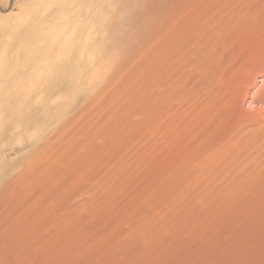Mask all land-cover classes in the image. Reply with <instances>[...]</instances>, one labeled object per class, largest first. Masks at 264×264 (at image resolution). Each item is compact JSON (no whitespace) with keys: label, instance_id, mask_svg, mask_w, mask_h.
Masks as SVG:
<instances>
[{"label":"rangeland","instance_id":"obj_1","mask_svg":"<svg viewBox=\"0 0 264 264\" xmlns=\"http://www.w3.org/2000/svg\"><path fill=\"white\" fill-rule=\"evenodd\" d=\"M180 11L185 36L164 55L155 34L159 39ZM89 17L100 22L101 34H94L101 53L91 71L75 70L72 98L50 104L62 106V118L36 132L4 129L0 176L8 182L41 160L48 140L89 106L74 134L61 140L69 149L60 141V156L53 151L56 166L67 165L60 175L75 178L44 195L25 193L17 203L22 214L15 207L7 225L16 236L0 234V264H264V170L239 184L242 173L205 167L209 151L199 123L205 101L217 95L252 126L264 124V104L254 102L264 85V0H0V93L28 76L23 55L39 33L46 36L43 56L66 60L77 36L84 40ZM78 20L86 23L57 30ZM204 62L225 71L218 94L203 78ZM71 69L53 85L67 82ZM81 144L93 145L88 152Z\"/></svg>","mask_w":264,"mask_h":264},{"label":"bare ground","instance_id":"obj_2","mask_svg":"<svg viewBox=\"0 0 264 264\" xmlns=\"http://www.w3.org/2000/svg\"><path fill=\"white\" fill-rule=\"evenodd\" d=\"M59 8L63 9L64 5L60 4ZM62 15H63V18H65V17L67 18L66 13H63ZM174 15H175V17L172 16L173 19L174 18L177 19L176 17H178V15H179V17H178L179 19H177V21H175V19L170 20V24L174 21H175L174 22L175 24L172 23L170 25L169 29H167V30H169L168 33L165 34V32L167 30L163 31L160 28L164 32L162 35H164V34L165 35L163 37H161L162 36L161 35L159 37V39H157L158 34H155V35H157V38L156 37L154 38L157 40V43H154V44H156L155 47H157V45L161 42L162 43L161 47L163 49L161 47H159V48H161L160 51L162 50L164 55H166L167 53H169L171 51V49H172L171 46H172V44H174V40H177V41H175V43L180 41V39L182 41L183 36H185L184 35V33H185L184 29L186 27H188L187 22L184 21L185 17L182 16L181 11H180V14L178 13V14H174ZM180 16L183 18L181 19V21L178 22V20H180V18H181ZM87 20H90L89 25L88 26L84 25V27L82 28V30H86L85 28H87V30H86L87 33H86V36L84 37V40L81 37V35H78V33L74 35V36L78 35L77 36L78 38L76 37L77 40L74 43V47L71 46V47H73V49L69 48L70 51H68V52L70 54L68 53V55L70 57H68L66 60L59 59L57 55L56 56L51 55L49 57L43 56L44 55L43 50L46 47V44L42 43L46 39L44 32L39 33V35L37 37L38 41H35V42L29 44L28 49L24 52V55H23V58L27 64L26 65L27 69L30 71L28 73V76L26 78L19 79L20 82L15 83V85H13L11 88H7L2 93H0V145L3 144L4 140H6L5 138L4 139L2 138V135L7 130H10L9 127H8L9 129L6 127L8 125L12 126L11 131L14 129L19 131V129H20V131L22 133L23 132L24 133L36 132V131H39L42 129L43 130L48 129V127H50L53 124H56V122L58 123V121L62 118V116H61L62 111L60 110L62 108V106L60 109L58 108V107H60L59 105H57V106L55 105V107H50L52 105L51 103L55 104L54 99L56 97L62 98L63 100H66L64 98H70L71 99L73 94H74V90L72 93L71 89H74L73 83L76 80V78H75L76 76H74V73L76 72L75 70L78 69L80 71V69H83V67L84 68L88 67V69H89L91 62L94 61L95 59H97L98 55H100V53H101L100 52L101 51V41H100L101 39H96V37H95V35L97 33L101 34L100 22H99L98 18H96V17H93V18L89 17ZM237 22H239V21H237ZM84 23H86V22L85 21L82 22L79 20L74 21V22L72 21V23H70L71 25H66V23L61 24L60 27H57V30L58 29L60 31H62L63 29L66 30L67 26H71V28L76 29L78 26H80L81 24H84ZM32 24H34V21L31 22L28 26H31ZM167 24H169V23H167ZM57 25L59 26V21H58ZM92 28H95V32H94V30H92ZM204 28H205V26H204ZM158 30H159V28H158ZM70 31H71V29H70ZM74 31L77 32V30H74ZM74 31H73V33H74ZM65 32H67V30ZM159 32H160V30L158 31V33ZM94 33H96V34H94ZM71 34H72V31H71ZM62 35H63V33H62ZM67 36H68V33H67ZM71 37H73V36L71 35ZM71 37L69 36L66 38L71 39ZM241 38H242V39H240V40H242L241 43L244 45L242 48H244V50H246L248 47V44L250 43L248 33L247 32L245 34L242 33ZM14 41H16V39H14ZM199 41H200V39H199ZM174 45L177 46L176 44H174ZM159 48H157V50H159ZM154 50H156V48ZM60 52H62V50ZM84 54L86 56L83 57ZM156 54L158 55L159 51ZM231 54L232 53H229L228 56ZM213 57H215V56H213ZM71 61H72L73 65L68 64ZM204 63L205 64H203V67H202L203 68V78H206V77H208V79L210 78V83L213 84V85L211 84L210 89H211V91H213V93L216 92L218 94V92L221 91V89L218 87L219 83L221 82L220 84H222V85H225L227 83L226 79H225V76H226V74L224 73L225 71H223L220 66L217 67L215 65H208L206 62H204ZM71 65H72V67H71ZM229 65H231V64H229ZM100 67H101V65H100ZM68 68L69 69L72 68L71 71H69V72H71V75L73 77L71 76V78L68 79L67 82H64L62 84L59 83V85H57V86L53 85L57 81L61 80L59 78L60 75L65 70H67ZM90 69H89V71L92 70V69L91 70ZM226 69H228L227 66H226ZM83 70H81V72ZM208 72H210L209 76H208ZM62 76H63V74H62ZM220 79H225V80L220 81ZM63 81L64 80H62L61 82H63ZM76 82H78V81H76ZM205 85H207V84H205ZM208 85H209V83H208ZM74 87H75V85H74ZM77 88H79V87H77ZM84 89H85V87H84ZM258 95L259 96H257V98L254 96L256 98L254 102L255 103H261L262 102V104H264V85L259 88ZM216 96L210 102L205 101V105H206L205 107H207L206 109H207L208 113L206 115L203 114L202 118H200V121H199V123L203 124V126H202L203 130L201 132L202 139L204 140V143H207L208 151H209V152L206 151V152H208L207 153L208 154L207 159H206L208 161L207 162L208 165H206V166L204 165V166L205 167L209 166L212 169H220L221 172L231 173V172L236 171V172L242 173L244 177L242 179H240V181L238 180L237 183L242 182L243 184H249V182H252L251 180L253 178L252 176L254 174V171H258V170L263 171L264 170V160H262L264 158L259 159L260 156H262V154L264 153V124L262 123V121L261 122L254 121L253 122L254 125L252 126L250 123H248V119L246 117H244L241 114H237L238 109L235 110L233 102H231V101L225 102L226 99L224 98L225 104H220L221 100H220V98H218ZM56 99L58 100V98H56ZM57 100L55 102H57ZM34 101L35 102H41L42 101V104L37 103L35 105ZM159 101H160V99L157 98L156 103H158ZM32 103H34L35 106ZM252 103H253V101H252ZM62 104H60V105H62ZM64 106L65 105H63V108H64ZM68 106H70V104H68L67 107ZM57 108H58V110H57ZM87 109H89V106L85 105L83 110H82V113H79L78 115L69 119L68 122L66 123V125L64 124L62 126L63 129L61 128V131L57 135H55L56 136L55 139H53V137H52L50 140H48V142L52 143L51 147L49 145L47 147L48 149L44 148L45 149L44 151L39 152V154L41 156L43 155L41 160L40 159L37 160V157H36L35 160H32L29 163L27 162L28 163V165L26 167L27 170L25 169L24 171L16 174L12 178H10V180H8V182H7V178L3 177L5 175L0 176V234L4 233V231L7 230V225L9 222H10V224H12L11 221L13 222V218H14V216H12V214L16 213L15 212L16 209L14 210V208L17 207V209H19V207L21 206L20 205L21 203H19V201L22 200V198L24 197L25 193H27L28 190L29 191H36V192L40 191V193L42 190H44V193H43V191L41 193L42 195H44L46 192L52 191L58 185L62 184V181L65 182L66 181L65 179H68L69 176L70 177L74 176L73 178H75L74 174L70 175L68 173L69 174L68 178L65 177L64 175H62V176L60 175L61 173H59V171L60 170L62 171L63 169H65L64 166L67 167V165H64L63 167H61V164H60L61 168L56 166V163L58 162L57 158L60 156L59 148L57 146L63 138H64V140H66L72 134H74L73 132H75V129H76V128H74L75 125L79 126V123L80 124L83 123V121L85 120V117L87 115V113H84V112ZM52 111H55L54 117L52 119H49L48 116L50 113H52ZM51 116H53V114ZM5 128H7V130L4 131ZM16 130H14L15 132L13 133L15 135L19 134V132H16ZM5 137H6V135H5ZM64 140L61 142H64L62 144H65V147H66L67 143H65ZM59 145H61V144H59ZM81 145H82V148L86 149L87 147H90V145L92 146L93 144H90L89 146L84 145V144H81ZM1 149H0V162L4 161L6 159V158L4 159L2 157L4 155H2ZM56 149L58 152L56 151ZM68 149H69V147H68ZM68 149H67V151H68ZM47 150L48 151L50 150V152H48ZM53 151L54 152L56 151L59 154L58 157L55 156L56 152L53 154ZM87 151H88V148H87ZM91 151H92V149H91ZM54 156L56 157L55 158L56 162H54L55 160H53ZM78 156H80V155H78ZM78 156H76V158L81 159L82 155L80 157H78ZM63 157H65V156H63ZM85 157H83L84 158L83 162L86 163L85 160L88 158H85ZM68 158H70L69 160H71V159H72V161L74 160L73 157L71 158V156H69ZM67 159H66V161H64V158H63L62 162L68 163ZM90 160H91V158L87 161L88 163H86V164L82 162V159L79 161L82 162V165L84 164L86 166L87 164H91ZM75 161H76V159H75ZM59 163H58V166H59ZM77 163H80V162H77ZM55 167L59 168V169H57L58 172H55V171H57ZM16 168H17V165H15L9 171V174L11 171L14 172L16 170ZM66 170H69V169L66 168ZM66 172H68V171H66ZM57 173L60 176H58ZM86 173H88V172L86 171ZM53 174H56V175H53ZM86 175L87 174H85V176ZM81 176H83V174H81L80 177ZM42 177H44V179H47L46 182ZM71 178H69V180ZM81 178H83V177H81ZM59 182H61V183H59ZM234 184H232V185H234ZM17 203H19L20 206ZM20 209H19V212H21ZM83 209L84 208H82V211H83ZM19 212H17V214ZM21 214H22V212H21ZM19 216H20L19 219L22 223V220H21L22 215L19 214L18 217ZM17 220H14V222L19 221V220L18 221ZM20 221L17 223L18 225L20 224ZM15 224L16 223H14L13 225H15ZM15 226H13V227H15ZM7 231H9V230H7ZM16 232L18 233V229ZM8 233H11V232L9 231ZM19 234H20V232H19ZM11 235H12V233L10 234V236ZM15 236H16V234L14 235V237ZM16 238L18 239V237H16ZM20 239H19V241H21ZM6 240H4V241H6ZM4 241H3V243L5 244ZM17 242H18V240L15 241V243H17ZM8 248H7V250H10V248L9 249ZM1 250H3V249H1ZM4 250H5V248H4ZM1 256L2 255H0V257Z\"/></svg>","mask_w":264,"mask_h":264}]
</instances>
